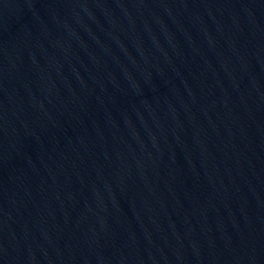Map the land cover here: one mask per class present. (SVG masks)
Segmentation results:
<instances>
[{
    "label": "water",
    "instance_id": "water-1",
    "mask_svg": "<svg viewBox=\"0 0 264 264\" xmlns=\"http://www.w3.org/2000/svg\"><path fill=\"white\" fill-rule=\"evenodd\" d=\"M0 264H264V0H0Z\"/></svg>",
    "mask_w": 264,
    "mask_h": 264
}]
</instances>
